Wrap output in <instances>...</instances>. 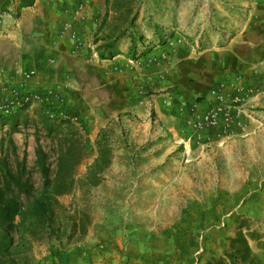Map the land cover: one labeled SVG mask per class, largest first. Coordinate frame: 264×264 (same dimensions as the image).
<instances>
[{
	"label": "rangeland",
	"instance_id": "obj_1",
	"mask_svg": "<svg viewBox=\"0 0 264 264\" xmlns=\"http://www.w3.org/2000/svg\"><path fill=\"white\" fill-rule=\"evenodd\" d=\"M259 4L0 0V190L19 207L0 264H204L239 231L264 262ZM100 131L110 155L80 186ZM37 138L51 182L60 149H82L48 219Z\"/></svg>",
	"mask_w": 264,
	"mask_h": 264
},
{
	"label": "trees",
	"instance_id": "obj_2",
	"mask_svg": "<svg viewBox=\"0 0 264 264\" xmlns=\"http://www.w3.org/2000/svg\"><path fill=\"white\" fill-rule=\"evenodd\" d=\"M18 9L29 8L33 6L35 0H17ZM134 0H106V4L113 8L122 9L123 14H129L131 11V4ZM19 13V12H18ZM100 58L106 59L104 52L109 51V46H101ZM109 56H112L109 54ZM51 115V114H49ZM42 126L51 132V128L54 125L49 117L41 118ZM61 121V120H60ZM59 121V122H60ZM60 122L66 124L70 130V122ZM14 125V123H13ZM103 131H100L97 142V158L93 164L88 168L85 177L78 180L80 186L93 185L92 180L96 178L98 173L105 168L104 160L110 155L109 148L101 140ZM68 140V139H65ZM36 157L37 164L44 177V188L35 198L31 211L39 218H50L54 213L55 206L58 205L55 197L67 194L72 191L75 180L73 178V172L76 168V158H80L82 155V149L72 145L66 148L60 149L57 158V173L54 180L51 182L48 180V168L46 165L47 155L44 152L39 139H36ZM5 166V164H3ZM52 185L51 190L49 186ZM18 187H21L18 184ZM19 207L17 204L9 199H6L0 190V226L3 230L7 231L8 228L13 226V221L18 215ZM248 238L241 231H239L234 238L228 240V243L223 246V254L221 258L211 257L204 264H264V262L252 251L248 244V239H256L253 236ZM0 247L4 250L8 249L5 238L0 239Z\"/></svg>",
	"mask_w": 264,
	"mask_h": 264
},
{
	"label": "crops",
	"instance_id": "obj_3",
	"mask_svg": "<svg viewBox=\"0 0 264 264\" xmlns=\"http://www.w3.org/2000/svg\"><path fill=\"white\" fill-rule=\"evenodd\" d=\"M260 3L261 4H259V6H256V8L253 9L252 11L253 15L251 17V20L254 19L258 21L259 30H262L263 28L262 23H264V0H260Z\"/></svg>",
	"mask_w": 264,
	"mask_h": 264
}]
</instances>
